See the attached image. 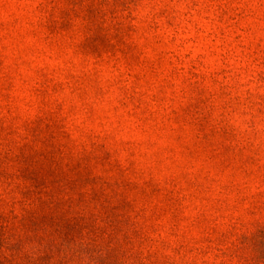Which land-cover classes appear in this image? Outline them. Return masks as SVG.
<instances>
[{"label":"clouds","instance_id":"clouds-1","mask_svg":"<svg viewBox=\"0 0 264 264\" xmlns=\"http://www.w3.org/2000/svg\"><path fill=\"white\" fill-rule=\"evenodd\" d=\"M0 264H264V0H0Z\"/></svg>","mask_w":264,"mask_h":264}]
</instances>
